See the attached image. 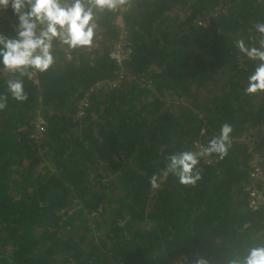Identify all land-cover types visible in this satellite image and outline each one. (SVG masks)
<instances>
[{
  "label": "trees",
  "instance_id": "obj_1",
  "mask_svg": "<svg viewBox=\"0 0 264 264\" xmlns=\"http://www.w3.org/2000/svg\"><path fill=\"white\" fill-rule=\"evenodd\" d=\"M123 6L97 12L89 48L54 40L45 72L0 65V264H193L197 256L228 264L264 244V208H249L245 190L253 153L264 171V91L245 92L259 61L237 47H259L264 0ZM211 11L206 25L196 23ZM16 23L5 8L0 35L13 36ZM122 30L130 54L117 64L111 52ZM14 79L23 102L8 91ZM38 116L44 132L35 140ZM222 124L231 146L223 158L200 159L195 185L171 175L150 185L166 155L194 151ZM72 201L99 209L100 220L67 214Z\"/></svg>",
  "mask_w": 264,
  "mask_h": 264
},
{
  "label": "clouds",
  "instance_id": "obj_2",
  "mask_svg": "<svg viewBox=\"0 0 264 264\" xmlns=\"http://www.w3.org/2000/svg\"><path fill=\"white\" fill-rule=\"evenodd\" d=\"M126 0H0V8H11L16 17L13 36L0 35V65L21 75H30L28 69L47 71L55 62L53 41L68 49L89 48L94 43L98 11H114ZM261 34L259 47L246 46L243 40L237 47L249 59L259 61L247 77L245 92L253 94L264 91V24H257ZM8 91L13 99H27L23 81H8ZM4 107L0 103V109ZM229 124H222L218 134L212 135L198 150H180L165 157L161 177L153 174L150 185L159 187V181L169 175L182 185H195L200 179L198 165L201 158L217 154L223 158L231 146ZM193 264H208L204 257L197 256ZM228 264H264V244L250 247L244 255L236 254Z\"/></svg>",
  "mask_w": 264,
  "mask_h": 264
},
{
  "label": "built area",
  "instance_id": "obj_3",
  "mask_svg": "<svg viewBox=\"0 0 264 264\" xmlns=\"http://www.w3.org/2000/svg\"><path fill=\"white\" fill-rule=\"evenodd\" d=\"M125 8L126 7L122 5L120 8L114 11H122ZM4 12H5V8H0V20L2 19ZM214 15H216V11L204 13L202 16L197 17L196 23L198 25H206L209 22V20L213 18ZM129 54H130V47L126 39V32L122 30L120 33L119 40L115 43L114 49L111 52V57L116 61L117 64H120L122 61H124L129 57ZM119 81H120V77L110 81H100L96 83V85L92 87L90 90L92 91L106 84H109L111 86H117L119 84ZM86 105H87L86 100H83L80 104V107ZM43 132H44V120L41 116H38L35 121V131L31 134V138L38 140L42 136ZM199 145L201 144L194 143V151L198 150ZM259 161H260V157L258 156V154L253 153L252 159L249 162L250 184L245 187V190L248 192V196H249L248 207L253 210L264 208V171L262 170ZM76 209H82L89 218L100 220L99 209L87 210L81 204H78L76 201H72V206L70 210L67 211V214H70L72 211ZM61 213H64V210H61ZM173 264H188L187 258L178 257Z\"/></svg>",
  "mask_w": 264,
  "mask_h": 264
}]
</instances>
